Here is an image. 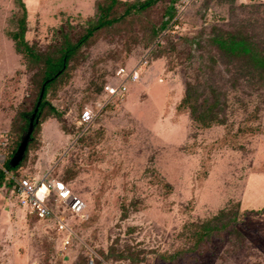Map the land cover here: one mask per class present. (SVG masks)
<instances>
[{"label": "rangeland", "instance_id": "1", "mask_svg": "<svg viewBox=\"0 0 264 264\" xmlns=\"http://www.w3.org/2000/svg\"><path fill=\"white\" fill-rule=\"evenodd\" d=\"M139 1L117 0L109 17ZM22 2L24 39L41 60L16 50L10 34L21 11L0 0V264H264V109L230 96L224 124L203 126L182 105L187 83L203 84L213 28L251 18L264 32V0H178L158 32L169 5L161 0L95 33L49 87L25 157L8 172L44 60L60 57L65 36L75 44L108 0ZM120 68L137 75L124 95L116 92ZM86 109L94 121L82 127ZM22 178L62 181L80 208L46 192L54 216L38 217L12 194ZM227 206H238L245 247L234 250L222 233L196 248L200 223Z\"/></svg>", "mask_w": 264, "mask_h": 264}, {"label": "trees", "instance_id": "2", "mask_svg": "<svg viewBox=\"0 0 264 264\" xmlns=\"http://www.w3.org/2000/svg\"><path fill=\"white\" fill-rule=\"evenodd\" d=\"M14 1L21 11V17L17 24V31L11 33L10 37L15 42V48L18 52L22 53L28 59L40 61L41 56L24 39L26 32L25 5L22 0ZM160 1L144 0L133 3L118 18L109 17L110 12L117 4V0H108L104 4H99L97 6L99 12L97 21L89 24V27L78 41L72 45L68 42V36H65L64 38H67L66 45L60 51V57L55 60H44L47 67L43 73L33 109L29 113L23 114L24 119L27 117V126L42 93L35 116L36 122L34 129L36 128L42 110L48 106L45 99L49 87L59 81L60 77L63 76L69 67L73 55L79 48L89 42L98 31L114 25L131 12L135 14L144 12ZM177 1L169 0V5L164 14L166 19L162 21L158 32L164 31L173 18L175 3ZM250 7L258 10L259 5ZM257 26L258 21L249 18L248 20H242L230 29L221 27L213 28V35L210 37L208 44L214 49L215 53L209 59L210 66L199 69V79L203 81V84L199 85V88L196 89L191 83H187L185 97L182 101V105L189 110L192 120L200 122L203 126L224 124L225 111L229 108L228 100L230 96L240 107H247L255 103V113L264 109V32L262 30H256ZM261 28L264 29V20ZM219 65L224 69L225 75L223 70L219 68ZM205 69H208V73L205 72ZM220 82L222 85H220ZM18 167H20V164L15 168H11L8 162L4 165V170L10 172ZM5 178L4 171H0V187ZM12 186L13 184L11 188ZM239 216L238 206H227L211 219L201 222L194 234L196 248L202 247V245L209 242L213 237L219 236L222 233L227 234L228 244L234 250H238L239 247H245V238L236 228Z\"/></svg>", "mask_w": 264, "mask_h": 264}, {"label": "built area", "instance_id": "3", "mask_svg": "<svg viewBox=\"0 0 264 264\" xmlns=\"http://www.w3.org/2000/svg\"><path fill=\"white\" fill-rule=\"evenodd\" d=\"M117 77L122 82L116 92L124 95L126 92V82H134L137 79L135 72L128 71L125 68H120L117 72ZM114 92V93H116ZM94 121V116L90 110H84L79 116L78 124L82 127L89 126ZM46 192L54 195V203H61L70 209H79L80 202L70 194L66 185L59 180H48L44 178L41 181H31L28 178H22L14 182L12 194L17 198L18 204L22 208H26L29 212L37 215L40 218H53L54 211L46 205ZM57 207V206H56ZM60 228H63L60 225Z\"/></svg>", "mask_w": 264, "mask_h": 264}, {"label": "water", "instance_id": "4", "mask_svg": "<svg viewBox=\"0 0 264 264\" xmlns=\"http://www.w3.org/2000/svg\"><path fill=\"white\" fill-rule=\"evenodd\" d=\"M41 96H42V93H41V95L39 97V100L37 102V106H36V108L34 110V113L30 117L28 129L25 132V134L22 136L20 144H19V147L17 148L15 154L13 155L11 160L9 161V165H10L11 168H15L16 166H18L20 164V162L22 161L24 155H25L27 145H28V143L30 141L31 134H32V132L34 130V124L36 122L35 116H36V113H37V109H38V106H39V102H40Z\"/></svg>", "mask_w": 264, "mask_h": 264}]
</instances>
